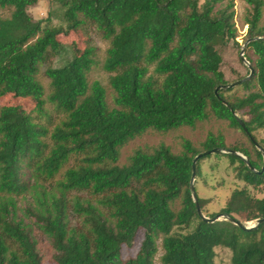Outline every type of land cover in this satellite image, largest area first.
Masks as SVG:
<instances>
[{
	"label": "trees",
	"instance_id": "obj_1",
	"mask_svg": "<svg viewBox=\"0 0 264 264\" xmlns=\"http://www.w3.org/2000/svg\"><path fill=\"white\" fill-rule=\"evenodd\" d=\"M38 1L0 0L8 11L0 15V96L31 99L36 112L0 107V264H155L159 240L162 264H214L217 248L230 250V264H264V222L248 230L225 217L204 221L190 188L195 174L208 217L228 214L245 226L264 218V154L237 119L264 150V0H246L244 55L253 72L220 89L230 83L215 46L232 39L239 45L234 0H53L57 11L35 19L29 7ZM54 14L62 25L52 24ZM78 28L95 29L109 42L103 68L113 106L106 87L89 79L98 64L95 47L76 55L58 40ZM56 57L61 65L44 72L47 90L41 67ZM49 105L62 115L52 129L36 119L48 115ZM212 116L240 129L247 143L228 145L222 132H210L201 147L182 137L177 153L161 142L120 163L136 137L195 128ZM217 147L242 153L255 171L228 152L194 162ZM213 156L226 157L244 185L210 212L211 199L197 184ZM243 198L249 203L240 216L232 204ZM140 231L137 252L125 257Z\"/></svg>",
	"mask_w": 264,
	"mask_h": 264
},
{
	"label": "rangeland",
	"instance_id": "obj_2",
	"mask_svg": "<svg viewBox=\"0 0 264 264\" xmlns=\"http://www.w3.org/2000/svg\"><path fill=\"white\" fill-rule=\"evenodd\" d=\"M200 4H203L205 0H199ZM249 3L246 0H234L235 10V22L238 30L236 41L232 39L225 46H215L222 57V63L220 65V71L224 74L225 79L232 83L236 80L242 79L249 75L250 68L248 62L243 61L241 57L242 48L246 45V36L248 32V25L245 21L247 9ZM57 11V6L53 3V0H39L35 5L29 7V12L35 19H45L49 16L50 11ZM0 15H8L7 10L0 9ZM51 22L54 25H62L61 18L54 14L51 16ZM261 24H264V5L263 14L261 17ZM58 40L65 46L70 47L71 52L76 55H82L87 46L92 45L96 49V58L98 64L94 66L93 70L89 74L90 81L99 80L107 89V100L111 106L114 105L113 95L114 90L110 85L109 77L110 73L103 68V62L106 56V50L109 46V42L102 37V35L95 29H69L65 32H61L58 35ZM69 56V55H68ZM71 56V53H70ZM62 63L60 57L51 58L45 62L39 75L41 81L44 83L48 90L50 79L45 75V70L48 66H59ZM1 106H14L19 111L36 115L35 102L31 99L18 97L12 93H5L0 96ZM62 115L55 111L51 105H49V113L47 116H37L36 119L52 129L58 122H60ZM212 132L218 134L222 132L226 137L228 145H233L241 142L247 143L242 131L237 128H233L229 125L228 121L220 120L212 116L209 120L199 122L195 128L182 127L178 130L171 131L169 133H160L156 131H148L142 136L136 137L131 140L121 151L120 163H127L129 157L138 148L149 149L152 146L159 145L161 142L166 143L172 147L174 152L181 150L182 137L189 138L196 146L201 147L202 142L207 138L208 134ZM74 163L72 159L67 166ZM204 177L198 180V190L202 197L211 199V202L207 205L208 211H219L225 207L226 200L230 196V193L236 188L244 185L243 182L237 180L232 168L229 165L228 159L222 157H211L204 161L203 164ZM249 201L243 198L241 201L235 200L232 204V209L240 216H244L247 210ZM180 207V205H178ZM78 223V219H74L73 224ZM254 223H249L252 226ZM192 226L188 228L177 227L176 231L186 232L190 230ZM37 236L41 240V245L49 253L48 243L46 237L41 232L36 231ZM142 240V232L137 234L134 244L131 248H124L123 255L125 257L133 256L140 245ZM159 252L155 259V264L161 263V256L163 250L161 247V241L159 240ZM231 252L227 248H217L214 264H230ZM48 264V263H47Z\"/></svg>",
	"mask_w": 264,
	"mask_h": 264
},
{
	"label": "water",
	"instance_id": "obj_3",
	"mask_svg": "<svg viewBox=\"0 0 264 264\" xmlns=\"http://www.w3.org/2000/svg\"><path fill=\"white\" fill-rule=\"evenodd\" d=\"M244 51H245V46L242 48V51H241V57H242V60H243V61L248 62L247 59L245 58ZM248 65H249V68H250L251 73H252L253 70H252V67H251V65L249 64V62H248ZM251 73H250L248 76H246V77H244V78H242V79L236 80V81H234V82H232V83H230V84L219 86L218 89H220V88H232V87H234V86H236V85L242 83V82L245 81L247 78H249L250 75H251ZM236 116H237V115H236ZM237 119H238L239 123L241 124V126L243 127L244 131L250 136L251 140L255 143V145H256V146L262 151V153L264 154V150L258 145V143H257V141L255 140V138H254V137L252 136V134L249 132L248 128L246 127V125H245V123H244V121H243L240 117H238V116H237ZM224 152H228V153H232V154L238 155L240 158H242V159H243V160H244V161H245V162L251 167V169L254 170V168L251 166V164H250L248 158H247L246 156H244L242 153L237 152V151H235V150H231V149H227V150H226V149H223V148H221V147L213 148V149H210V150H206V151H204V152H202V153H199V154L195 157L194 162H196V160H197L199 157L203 156V155H207V154H211V153H224ZM263 169H264V166H263ZM254 171H255V170H254ZM194 175H195V174H193V178H192V180H191V184H190L191 187H190V188H191V191H192L193 199H194L195 204H196V208H197L198 215H199L204 221H211V222H213V221H216L217 219H220V218H222V217H225V218H227L229 221L235 223L236 225L242 227L243 229H248V230L251 229V228L256 227V225H257L258 223H260V222H264V218H260V219L256 220V223L253 224L252 226H245V225H243L239 220L233 218L232 216H230V215H228V214H218V215H216L215 217H208V216H206V215L203 213V211L201 210V207H200V205H199V202H198V199H197V196H196V192H195V188H194Z\"/></svg>",
	"mask_w": 264,
	"mask_h": 264
}]
</instances>
